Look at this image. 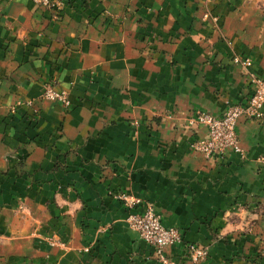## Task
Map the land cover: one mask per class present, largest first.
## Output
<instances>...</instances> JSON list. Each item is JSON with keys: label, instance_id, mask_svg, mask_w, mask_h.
Here are the masks:
<instances>
[{"label": "crops", "instance_id": "0c3cea01", "mask_svg": "<svg viewBox=\"0 0 264 264\" xmlns=\"http://www.w3.org/2000/svg\"><path fill=\"white\" fill-rule=\"evenodd\" d=\"M58 1L0 0V264H162L118 190L206 247L202 264H264V105L238 124L242 154L193 151L207 128L187 125L248 100L233 57L264 76V14L252 0Z\"/></svg>", "mask_w": 264, "mask_h": 264}, {"label": "built area", "instance_id": "2783aa9c", "mask_svg": "<svg viewBox=\"0 0 264 264\" xmlns=\"http://www.w3.org/2000/svg\"><path fill=\"white\" fill-rule=\"evenodd\" d=\"M38 6L45 9L56 10L60 3L58 0H33ZM216 20V17H214ZM233 61L240 63L248 76L251 84V95L243 103L231 104L222 114H214L209 111L196 110L192 113L187 125L191 128L203 125L207 128V136L194 140L191 149L207 157H223L228 151L242 154L244 149L240 142L237 131L241 119H261L263 117L264 105V76H259L250 71L253 64L250 57L234 55ZM44 97L50 101L60 102L67 107L71 100L66 89H57L55 86H46ZM129 210L126 218L129 226L139 232L141 238L154 247L158 261L162 264H176L166 254V247L182 244L188 260L195 264H202L206 261L208 251L206 247L196 243L186 242L183 232L173 226L163 223L160 215L154 206L145 202L141 197L130 194L127 191H112ZM143 206V210L137 207ZM90 248L86 247L85 251Z\"/></svg>", "mask_w": 264, "mask_h": 264}, {"label": "rangeland", "instance_id": "374dc122", "mask_svg": "<svg viewBox=\"0 0 264 264\" xmlns=\"http://www.w3.org/2000/svg\"><path fill=\"white\" fill-rule=\"evenodd\" d=\"M238 2H246V1H249V0H237ZM254 2V5L256 7V10L261 14L263 13L264 14V0H252ZM46 86H55V84L53 83H46L44 88H43V92H42V98L43 99H46L43 95L44 93V89L46 88ZM68 91V90H67ZM68 95H69V92H68ZM69 98H70V95H69ZM71 100V99H70ZM62 104V103H61ZM64 105V104H63ZM65 107H67L66 105H64ZM70 106H68L67 108H69ZM196 111V110H195ZM194 111V112H195ZM186 259L188 260V257H186ZM189 262H191L190 260H188ZM193 263V262H191ZM177 264V263H176ZM195 264V263H193Z\"/></svg>", "mask_w": 264, "mask_h": 264}]
</instances>
